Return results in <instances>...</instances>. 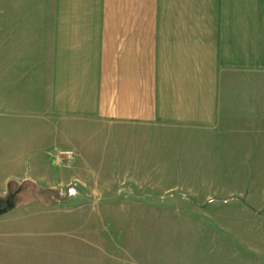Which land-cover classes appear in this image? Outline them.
Segmentation results:
<instances>
[{
  "label": "crops",
  "instance_id": "1",
  "mask_svg": "<svg viewBox=\"0 0 264 264\" xmlns=\"http://www.w3.org/2000/svg\"><path fill=\"white\" fill-rule=\"evenodd\" d=\"M178 140L264 157V0H0V198L36 192L4 202L0 264H170L140 221L182 214H86L77 248L72 205L137 198Z\"/></svg>",
  "mask_w": 264,
  "mask_h": 264
},
{
  "label": "rangeland",
  "instance_id": "2",
  "mask_svg": "<svg viewBox=\"0 0 264 264\" xmlns=\"http://www.w3.org/2000/svg\"><path fill=\"white\" fill-rule=\"evenodd\" d=\"M185 143L157 141L156 147L162 149L163 157H154L153 163L155 159L169 157L168 160L173 159V166L169 172H158L154 177L138 174L144 188L135 190L137 198L99 205H72L76 215V247L83 244L84 234L89 235L81 231L90 223L85 221L86 214H182L181 218L171 217L169 221H140V243L151 244L158 251L154 254L163 258L164 252L160 251L166 248V258L172 257H169L170 264H264V157L217 158ZM69 155L75 159V152ZM69 161L68 156H60L58 163ZM83 163L79 158L77 166L82 171L86 167ZM196 164L200 165L199 170L192 167ZM114 176L118 181L121 179L119 174ZM132 176L129 174V178ZM77 185L78 182L73 183V187ZM19 188L13 185L0 198L2 208L8 207L4 204L7 198L19 196L20 192L24 191L25 196L36 195L35 189ZM112 194L109 192L107 197L111 198ZM181 250L185 251L182 256Z\"/></svg>",
  "mask_w": 264,
  "mask_h": 264
},
{
  "label": "water",
  "instance_id": "3",
  "mask_svg": "<svg viewBox=\"0 0 264 264\" xmlns=\"http://www.w3.org/2000/svg\"><path fill=\"white\" fill-rule=\"evenodd\" d=\"M6 205L8 206L7 208H2V207L0 206V216H2V215H4L5 213H7L8 210L11 209L12 206H13V205L10 203L9 200L7 201Z\"/></svg>",
  "mask_w": 264,
  "mask_h": 264
}]
</instances>
